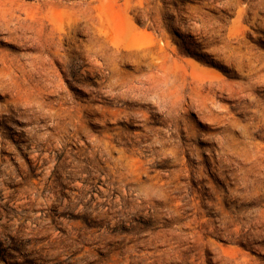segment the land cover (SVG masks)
<instances>
[{
    "label": "rangeland",
    "instance_id": "1",
    "mask_svg": "<svg viewBox=\"0 0 264 264\" xmlns=\"http://www.w3.org/2000/svg\"><path fill=\"white\" fill-rule=\"evenodd\" d=\"M263 214L264 0H0V264H264Z\"/></svg>",
    "mask_w": 264,
    "mask_h": 264
},
{
    "label": "bare ground",
    "instance_id": "2",
    "mask_svg": "<svg viewBox=\"0 0 264 264\" xmlns=\"http://www.w3.org/2000/svg\"><path fill=\"white\" fill-rule=\"evenodd\" d=\"M46 49H48V48H46ZM53 52V51H52ZM161 62V61H160ZM159 62V63H160ZM157 73V72H156ZM162 75V74H161ZM165 75H166V73H165ZM137 81V80H136ZM128 83H129V81H128ZM135 83V82H134ZM131 86H133V85H131ZM147 87V86H146ZM137 90V89H136ZM123 91V90H122ZM121 91V92H122ZM118 93V92H117ZM125 94V93H124ZM124 94H123V96H124ZM134 94V93H133ZM121 95V94H120ZM149 95V94H148ZM67 118V117H66ZM47 137V136H46ZM44 141V140H43ZM52 163V162H51ZM150 192H151V190H150ZM175 194V193H174ZM237 194V193H236ZM240 194V193H239ZM171 195V194H170ZM242 195V194H241ZM248 197V196H247ZM180 198V197H179ZM183 198V197H182ZM185 199V198H184ZM247 199H249V198H247ZM246 199V200H247ZM179 200V199H178ZM181 201V200H180ZM227 211V210H226ZM219 212V211H218ZM224 214V213H223ZM260 215V214H259ZM264 215V214H263ZM262 216V215H261ZM222 217V216H221ZM232 217V216H231ZM259 217V216H258ZM220 219V218H219ZM226 219V218H225ZM235 219V218H234ZM263 219V218H262ZM224 220V219H223ZM257 220V219H256ZM259 221V220H258ZM262 222V221H261ZM261 224V223H260ZM262 224H263V222H262ZM233 225H235V224H233ZM238 225H240V224H238ZM228 226V225H227ZM235 227V226H234ZM241 227V226H240ZM206 229V228H205ZM218 229V228H217ZM191 231V230H190ZM218 231V230H217ZM221 231V230H220ZM233 232H235L234 230H233ZM228 233V232H227ZM231 233V232H230ZM193 234V233H192ZM216 236V235H215ZM230 239V238H229ZM227 240V239H226ZM232 241V240H231Z\"/></svg>",
    "mask_w": 264,
    "mask_h": 264
}]
</instances>
